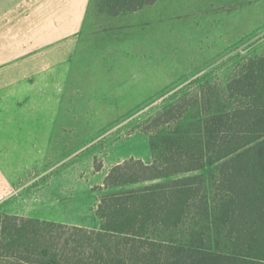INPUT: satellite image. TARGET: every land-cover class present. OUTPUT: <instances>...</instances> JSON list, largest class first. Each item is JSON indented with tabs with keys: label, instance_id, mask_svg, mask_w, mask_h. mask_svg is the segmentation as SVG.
I'll return each mask as SVG.
<instances>
[{
	"label": "rangeland",
	"instance_id": "obj_1",
	"mask_svg": "<svg viewBox=\"0 0 264 264\" xmlns=\"http://www.w3.org/2000/svg\"><path fill=\"white\" fill-rule=\"evenodd\" d=\"M58 1L0 0L2 34L14 25V39H25L22 24L34 17L36 47L52 44L0 67V120H19L12 132L19 129L20 146H31L20 148L0 212L98 229L108 169L130 157L161 159L168 147L187 156L185 169L197 168L170 178L200 176L214 199L223 159L208 144L206 124L222 130L228 80L243 61L264 54V0H157L114 16L83 0L82 28L65 40L59 16L49 13ZM176 103L190 106L181 118L142 131ZM192 214V230L185 225L179 236L207 226L201 209ZM218 218L209 217L213 236L222 233Z\"/></svg>",
	"mask_w": 264,
	"mask_h": 264
},
{
	"label": "trees",
	"instance_id": "obj_2",
	"mask_svg": "<svg viewBox=\"0 0 264 264\" xmlns=\"http://www.w3.org/2000/svg\"><path fill=\"white\" fill-rule=\"evenodd\" d=\"M156 1L96 0L112 16ZM226 91L222 130L206 124L208 144L223 159L214 199L200 176L170 178L197 169L184 168L179 150L168 147L149 163L130 157L103 179L108 191L95 209L98 229L0 212V264H264V54L243 61ZM189 107L164 108L142 131L181 118ZM195 208L207 226L179 236L185 225L192 230ZM217 214L222 233L213 236L208 222Z\"/></svg>",
	"mask_w": 264,
	"mask_h": 264
},
{
	"label": "crops",
	"instance_id": "obj_3",
	"mask_svg": "<svg viewBox=\"0 0 264 264\" xmlns=\"http://www.w3.org/2000/svg\"><path fill=\"white\" fill-rule=\"evenodd\" d=\"M185 5L186 3L182 2V10H184ZM56 9V11L52 12L53 8L51 7L49 13L51 15L56 14L59 16L58 18L60 21L57 27L60 34V40H65L66 38L77 34L83 24L84 1L60 0L58 1V8ZM51 25L49 31H53V28H55V26ZM22 27L25 29V32L21 31L22 34L25 33L22 37L25 36L26 38L18 40L14 39L13 31L16 30L14 25H10L8 28L9 34H2L0 29V67L26 61L36 50L48 49L51 47L52 44L36 47L32 40L35 31L34 17L27 18L25 24H22ZM50 36L53 37L55 34H50ZM29 37H31V39H29ZM52 39L54 41V38ZM28 105L30 104H27V106ZM4 123H7L8 126H10V130L6 129V126H3ZM18 125L19 120L17 119L0 120V135L2 137V141L0 140V192L8 190L13 184V178L18 176L20 148L25 151L31 147L27 138L25 139L28 143H24L23 146H20L18 135L19 129H14L12 132V127L16 126L15 128H18ZM24 151L22 153H24Z\"/></svg>",
	"mask_w": 264,
	"mask_h": 264
}]
</instances>
